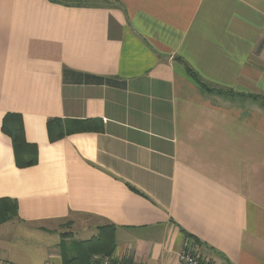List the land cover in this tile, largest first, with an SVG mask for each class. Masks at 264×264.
<instances>
[{
	"label": "crops",
	"instance_id": "crops-1",
	"mask_svg": "<svg viewBox=\"0 0 264 264\" xmlns=\"http://www.w3.org/2000/svg\"><path fill=\"white\" fill-rule=\"evenodd\" d=\"M251 97L264 0H0V264H62L104 226L116 264H264ZM4 120L36 165L17 166Z\"/></svg>",
	"mask_w": 264,
	"mask_h": 264
},
{
	"label": "trees",
	"instance_id": "trees-1",
	"mask_svg": "<svg viewBox=\"0 0 264 264\" xmlns=\"http://www.w3.org/2000/svg\"><path fill=\"white\" fill-rule=\"evenodd\" d=\"M53 3H74L81 4L88 0H50ZM186 72L190 78L198 84L203 90L211 93L212 90L205 86L196 74L185 65ZM221 94V92H220ZM260 101L264 106V99L259 97H251ZM84 130V128H83ZM2 132L7 135L12 142L16 164L19 168H27L36 165V152L33 147L29 146L23 136V127L21 124L9 127L6 120L3 121ZM62 134L50 139L56 140ZM64 251V260L62 264H93L94 259L101 257H111L115 251V229L113 226H104L98 228V234L86 241H78L70 243L68 246L62 247ZM114 262L112 264H116Z\"/></svg>",
	"mask_w": 264,
	"mask_h": 264
},
{
	"label": "built area",
	"instance_id": "built-area-1",
	"mask_svg": "<svg viewBox=\"0 0 264 264\" xmlns=\"http://www.w3.org/2000/svg\"><path fill=\"white\" fill-rule=\"evenodd\" d=\"M180 261H182L184 264H201L198 259H196L194 256H192L191 254H183L180 256ZM93 264H112V258H95Z\"/></svg>",
	"mask_w": 264,
	"mask_h": 264
},
{
	"label": "rangeland",
	"instance_id": "rangeland-1",
	"mask_svg": "<svg viewBox=\"0 0 264 264\" xmlns=\"http://www.w3.org/2000/svg\"><path fill=\"white\" fill-rule=\"evenodd\" d=\"M73 238H74L73 240H86L90 238V235L89 234H83V235L78 234L77 236H74Z\"/></svg>",
	"mask_w": 264,
	"mask_h": 264
}]
</instances>
